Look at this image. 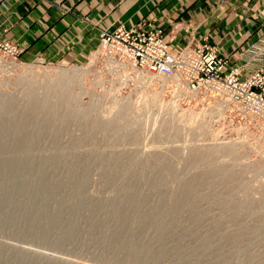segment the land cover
<instances>
[{
  "label": "rangeland",
  "instance_id": "1",
  "mask_svg": "<svg viewBox=\"0 0 264 264\" xmlns=\"http://www.w3.org/2000/svg\"><path fill=\"white\" fill-rule=\"evenodd\" d=\"M156 10L149 12L152 14L146 17L152 18L147 21L144 19L130 26L119 23L116 27L121 25L127 28L137 27L146 30L148 34L158 33L157 37L168 43L169 52L178 56L188 51L190 57H194V52L199 47L209 45L217 50L218 58L223 60L224 67L210 75L211 77L216 73L221 75L220 81L214 79L220 85L209 80L198 82L199 76L198 79L194 76L196 73H193L190 65L175 71L177 75L173 77L176 80L163 75L157 76L148 71L146 65H135L128 56L118 51L113 52L110 45L101 42V38L99 46L85 60L76 58L46 60L38 57L33 61H25L21 58L19 45L16 44L18 53L11 52L6 47L8 41L0 40V102L12 98L11 103L14 104L8 112L0 110V113L7 112H2L0 117L8 116V118L2 116L0 121H6V118L7 121L9 119L18 121L19 118L15 115L26 107L28 100L34 97L33 94L40 97L41 101L37 98L38 102L43 101L41 104L44 106H41L46 107V110H42V107L40 110L37 109L36 113L39 114L38 118L35 117L37 121L34 118L28 119L32 125L26 123L25 127L22 125L23 128L20 126L21 129L16 128L20 130L19 132L13 128L14 131L9 136L0 131V138L4 137V141L0 140L2 141L0 145L3 144L0 156L4 155L5 159L8 157L7 160H10L13 155H9L5 147L12 146L13 143L22 145L24 142H18V138L27 137L25 130L30 129L27 132L28 137H38L30 143L34 148L33 153L39 158L47 155L48 158L55 157L60 160L59 166H50L46 171L54 183L59 184L63 179L66 180L73 175L77 179L84 174L85 169L89 170L91 181L85 193L75 182L64 190L65 193L61 191L62 194L60 192L54 194L51 199L53 203L50 201L51 214L52 212L58 214L65 212L67 204L74 202V199L84 200L82 210L76 216L77 219L75 218L78 229L76 227V230L69 231V234H65L61 228H54L43 235L46 228L44 223H40V226L28 233L35 212L20 211L15 216L17 219L3 217L2 214L6 212L8 206L1 205L0 264H24L21 257H25L33 264H141L135 262L136 257L126 249L129 240L118 246L109 243L107 233L117 225L111 211L101 209L97 211L96 219L89 218L91 201L100 200V197L102 199L106 193L110 194L103 199L118 194L113 186L106 183L105 178H113L114 175V178H118V182L123 184L124 179L130 176L119 172L116 165L118 159L119 162L132 161L135 181L140 182L141 177L150 182L164 178V183H167L164 190L152 191L148 189V185L142 187L144 191L149 192L150 206H155L162 195L167 197L174 192L180 195L184 193V182L206 168L202 162H197L201 161L197 158L201 151L213 154L210 166L220 170L219 176L216 175V179L199 185L195 207L193 204L175 217L176 224H172L176 231L180 228L179 231L183 233L176 232L173 225H170L163 233L165 236L163 241L157 240L149 247V250L158 256L153 264H264V220L258 219V215L255 214L258 209H263L262 204L264 207V94H261V89L258 91L257 97H262V100L257 106V99L244 97L235 88L228 91L223 87L226 84L223 80L234 68L242 70L240 83L245 82L256 70L264 71V30H260V36L250 44L247 51L240 53L242 56L249 54L248 60L243 65L229 68L228 58L220 55L217 46L205 41L199 44L189 41L186 45L173 47L171 36L161 25L153 22ZM183 61L187 60L184 58ZM250 63L257 66L250 69ZM74 66L83 68L81 81L58 76V72L75 68ZM46 98H50L51 103ZM60 98L66 100L61 101ZM52 101H57L56 104L61 105L60 108L52 110L50 107L55 104ZM45 105L50 106L47 108ZM55 111L59 114V119L50 118L51 122L56 121L55 125H50L48 129L42 127L41 122L47 118L43 117L45 112L53 114ZM83 122L88 127L82 126ZM33 125L36 127L38 125V129ZM38 130L40 132H37ZM30 132H34L35 136ZM3 133L6 135L3 136ZM17 133L20 134L18 138ZM25 144L29 145V142ZM122 157L125 158L124 161ZM165 165L166 168L169 166V170L165 169ZM74 170L77 173L74 174ZM225 170L232 172V177L234 175V181L227 184V190L220 182L222 177L220 173ZM37 174L38 170L29 168L24 176L34 177ZM106 187H109V191L112 189V192L107 191ZM138 190L131 189V192L137 193ZM14 198V202L21 200L20 195ZM67 198L72 201L68 202ZM225 201L240 203L234 217L225 208ZM37 206L42 208L41 205ZM43 207V210L46 209L45 212L49 211L48 207L45 205ZM193 213L195 216H192ZM65 224L62 228H69L67 225L70 222L66 220ZM242 230L247 233L244 234ZM147 232V240L156 236L155 229ZM179 239L182 241L179 242ZM219 239H232V243L228 242L231 244L228 245L225 240ZM203 240L210 247L207 254L203 252ZM223 242H226V246H222ZM221 246L224 247L223 251L220 250ZM211 250L214 252L211 253Z\"/></svg>",
  "mask_w": 264,
  "mask_h": 264
},
{
  "label": "bare ground",
  "instance_id": "2",
  "mask_svg": "<svg viewBox=\"0 0 264 264\" xmlns=\"http://www.w3.org/2000/svg\"><path fill=\"white\" fill-rule=\"evenodd\" d=\"M92 56H93V54H92ZM91 58H93V57H91ZM110 62H112V61H110ZM82 69L80 67H78V68L75 67V68H69V69H66V70H62L60 73L58 72V76H60L61 78H66V79H70V80H71V78H73V79H78V80L81 81V79H82L81 78ZM158 75H163L164 77H167V78L170 77V76L164 75V74H158ZM172 77H170V78H172ZM57 83H59V82H57ZM33 96L34 97L31 96L32 98H30L28 100L29 103H27L26 107L22 108V110H21L22 112L20 111L19 114H16V115L14 114L20 120L17 118L18 121H10V119H9V121H10L9 122V121H7V118H8L7 115H1V117L2 116H5V117L7 116V118H6V121H3V120L0 121V129H1L0 131L5 132V133H7V135L10 136V133L12 134V132L14 131L13 128H15V130H16V128L19 129L22 125H23V127H25L26 123H30L28 121V119L31 118V120H32L33 118L35 119V117L36 118L39 117V114H37L36 111H37V109L40 110V108L42 106H44V105H42L43 101L41 102L42 103L41 104L40 102H38V99L40 97H37L34 94H33ZM11 99L10 100L6 99L4 101H1L0 102V110H7V112H8V110H11L10 108H12L13 105H14L13 103H11V102H13V100L11 101ZM60 99H61V101H65L66 100V99L62 100V98H60ZM43 100L45 102V99H43ZM46 100L49 101V103H51L50 102V98H48V99L46 98ZM39 101H41V98H40ZM57 101H55V102L52 101L53 103H55L53 106L51 105L52 107H50L52 110H54L55 108H60L61 105L58 106L56 104ZM14 102H15V99H14ZM16 105H18V103H16ZM45 106H47V108H48V106H50V105H45ZM42 108H41L42 110H44V109L46 110V107L45 108L42 107ZM50 108H49V110H51ZM2 112H4V111H1V113ZM7 112H4V113H7ZM9 113H11V111H9ZM14 113H16V112H14ZM1 117H0V119H2ZM43 117H47L48 119L46 118L47 119L46 120L44 118L45 120H44V122H41L42 123L41 126L42 127L44 126V128L45 127L47 128L50 125H55V123H56V121L55 122H51L50 118L52 119V118H56L57 117L59 119V114H57V111L53 112V114H48V113L45 112ZM11 120H13V119H11ZM31 122H33V121H31ZM31 125L29 127H31ZM83 125H84V127H88V125L86 123H84V122H83L82 126ZM33 126H35V125H33ZM23 127H21V128H23ZM37 127H38V125H37ZM29 130H25V131L28 132ZM40 130H38L37 132H40ZM50 130L51 129H49V131ZM17 131L18 130H16V132ZM21 131H23V130H21ZM42 131H44V130L42 129ZM27 132L25 133L27 135V137L18 138V135H20V134L17 133V138L19 140L18 142H22V143L24 142L23 144H25V142H29V145H26V144H25V146L23 144L22 145H15L13 143L12 146H6L5 147V148H7V149H5V150H7V153L9 155H11V156L13 155V157H11L10 160H7L8 157H7V159H5L6 157L4 155L0 156V206L3 205V204H7V206H8L6 212L5 213L3 212L2 216L3 217L10 216V218L11 217L14 218L16 216V214L19 213L20 211L26 212V213H29V212L31 213L32 211H34L35 212V216L31 220V223L29 221L30 227H29L28 233L33 231L34 228H36L38 225L40 226V223L41 224L44 223L46 228H44L45 230H44L43 235H46L47 232H49L50 230H52L54 228H58V229L61 228V229H63L65 234L66 233L69 234V231L76 230V227L78 226V224L76 222V219H77L76 216L81 212L82 206L84 204V200L78 199V200L75 201V199H74V202L72 200H70V201H72V203L71 204L70 203L67 204V210L65 212H63V213H58V214H54L53 212L51 214L50 211H52V210H50V208H49L51 206L50 201L52 202L51 199H53L52 197L54 196V194L57 195V192H60V193H61V191L63 192L64 190H66L69 187H71L73 185V183H75V182H76V184L78 183L77 185L80 187V189H82L83 193L87 192L89 183L91 182L90 178H89V175H88V171L89 170L87 171V169H85L84 174L82 172L83 175L78 177L77 179L73 175V176L67 177L66 180L63 179L64 181L62 180V182L59 183V184H56V182L54 183V180H52L50 177L47 176V172L46 171H47V168L50 167V166H53V167L59 166L60 165V163H59L60 160H57L55 157L48 158L47 155H45V157L41 156L40 158L38 156H36V154H34L33 151H32L33 147L30 145V143L34 142L36 140L35 138L37 136H35L33 134L34 132H30V134L32 133V135L35 136V137H28L29 133L27 134ZM5 135L3 133V136H5ZM14 135H16V134L14 133ZM23 136H24V133H23ZM3 138L4 137L0 138V140L4 141ZM6 139L7 138H5V140ZM14 139L15 138H13V140ZM16 141H14V142H16ZM2 145H0L1 146L0 149L3 148ZM198 154L199 155H197L198 156L197 158H198V160H201V161H197V162H202L201 164H203L206 168L203 169L202 172H200L198 175L197 174H196V176L193 175L194 177H192V178L190 177V179L187 178L188 180H186L184 182V184L182 183L183 184V190H184V193L182 192L183 194L180 193V195H179L178 193L174 192V193L168 194V196L166 195L167 197H164L163 195L162 196L160 195L161 197L158 196L160 199H158L157 204L155 206H153V207L149 205V200H148L149 196H150L149 192L148 191H144L142 187H145L146 185H148L149 186L148 189L149 190L151 189L152 191L153 190H158L159 191L160 189L164 190L165 185H167V183L166 184L164 183V181H165V180H163L164 178H162V179L161 178L160 179L157 178L156 180L150 182V181L144 179L143 177H141L140 178V182L139 181H135L136 179H135V174H134L133 168H132V161L119 162L118 158H121V157H119L120 156L119 155L118 158H117L118 160L116 159L117 162H118V164H116L117 165V169L120 170L119 172H121V174L123 173V175H125V176H127V175H130V176H128L126 178L124 177L125 181L123 179H120V180L124 181L123 184L120 181L118 182L119 179L118 178H114L113 174H112L113 178L112 177H107V179L105 178L106 183H108L111 186H113L112 188H114L116 190L115 192H118V194L115 193V196L112 197V195H110L111 198L108 197V199L107 198L103 199V198H105L106 196H108L110 194L109 193L107 195V193H106L105 194L106 196L103 197L102 199L100 197V200H98V199L96 200L95 199L93 202L91 201V208H90L91 211H90V214H88L89 218L90 219L95 218L96 217L95 215L98 214L97 211H100L101 209H108L109 211H111L112 212V216H114V218L116 219L117 225L114 226V228L111 231L107 230L108 231L107 237L109 239L108 241H110L109 243L114 244L115 246H118L121 243H123L124 241L129 240L130 242L128 243L126 249H128V251H130V253L136 257L135 258V262H139L141 264H153L157 260L158 256L154 255L149 250V247H151V245L154 244L155 241H157V240L159 241V240L164 239V237H165L163 235L164 231H166V228H168V226L173 225L172 223L176 224L174 222V219H175L176 216H178L180 213H182L184 210H186L187 207L193 206L194 203L196 204V201H197V198H198V196L196 194V191H197L198 186L199 185L201 186V184H205L206 182H208V180L215 178L216 175L219 176L220 170H217V168H214V167L212 168V166H210L213 154L211 155L210 152H204V151H201ZM105 156H107V155H105ZM116 160H115V162H116ZM122 160L124 161L125 158L123 159V157H122ZM85 167H87V166H85ZM29 168L38 170V174L36 176L34 175V177L33 176L25 177L24 176L25 172ZM170 168H171L172 171H174L172 167H170ZM165 169L169 170V166H168V168H166V165H165ZM165 169H163V170H165ZM76 170H78V169H76ZM76 170H74V172H73L74 174L77 173ZM162 173H164V172H162ZM173 173H175V172H173ZM117 174H119V173H117ZM167 174L168 173H166V175ZM220 174L222 175L220 182L223 185V187L226 186L224 189L227 190V188H228L227 184H229L232 180L234 181V179H233L234 175L232 177L233 173L232 172L230 173L228 170L227 171L226 170L222 171ZM163 175H165V173ZM173 175H175V174H173ZM162 177H165V176H162ZM121 178H123V177H121ZM119 183H121V184H119ZM79 187H77V188H79ZM108 188H107V191H109ZM135 188L139 189L138 192L137 193L136 192L132 193L133 191L131 192V189L133 190ZM166 188L167 187H165V189ZM179 190H180V188H179ZM135 191H137V190H135ZM160 192H162V191H160ZM177 192H181V191H177ZM64 193H65V191H64ZM16 195H18V196L20 195L21 200L19 202L18 201L14 202L15 201L14 197ZM118 196H120L119 197L120 199L118 198ZM55 198H56V196H55ZM204 198H205V196H204ZM68 199H70V198H67V200ZM91 200H93V199H91ZM70 201L68 200V202H70ZM230 201H225L224 202V206H225V208H227L229 210V212H231L230 214H232L233 217H234V214L237 213L236 210L240 206V203L238 204L236 202H230ZM195 204H194V207H195ZM37 205H41L42 208H44L43 205H45L46 207H48L49 211L45 212L46 209L43 210L42 208H39ZM64 205H66V201L64 202ZM262 208L264 209L263 204H262ZM65 209L66 208H64V210ZM263 209L260 208L257 211H255L256 212L255 213L256 216L258 215L257 217H259L258 219H260V220H264V210ZM193 211H194V209H193ZM109 214H110V212H109ZM32 215H34V214H32ZM192 216H195L194 213L192 214ZM66 220L68 222H70V224L67 225V226H69V228H67V227L62 228L63 226L66 225L65 224ZM196 220H197V218H196ZM98 221H96V222H98ZM175 221H176V219H175ZM116 222H115V224H116ZM101 224H99V227H100ZM173 227H174V225H173ZM77 229H78V227H77ZM150 229H155L156 230V236L153 237L152 239L147 240L146 239V233H148L147 231L150 230ZM173 229L175 230L176 227H174ZM41 230H43V229H41ZM179 230H180V228L178 229V231ZM175 231H174V233L176 234V232H178V231H176V232ZM179 232H181V231H179ZM243 232H244V234L247 233L245 231H243ZM181 233H183V232H181ZM213 233L215 234L214 231H213ZM182 235H184V234H182ZM240 235L244 236L243 234H240ZM216 236H217V231H216ZM41 237H42V235H41ZM166 238L168 239V237H166ZM216 238H218V237H216ZM219 238H220V236H219ZM223 238H224V236H223ZM203 239H205V238H203ZM180 240L181 239H179V242H180ZM205 240H203L204 244L202 243V241H201V244H203V252H204V254H207L208 252H210V247L206 245ZM219 240L223 241L225 239H223V240L219 239ZM230 240H231V242H230ZM225 241L227 243L228 242L232 243V239H228V240H225ZM105 242H107V241H105ZM207 242H208V240H207ZM226 242H223L224 245H222V246H226L225 245ZM218 243H219V241H218ZM229 243H228V245H231ZM209 244H210V241H209ZM177 245H178V243H177ZM141 246H143L145 248H143ZM221 247H220V250L223 251L224 247H222V248ZM183 248H184V246H183ZM175 249H177V248H175ZM175 249H173V250H175ZM212 252H214V251L211 250V253ZM175 253H176V251H175ZM180 257H179V259H180ZM21 260L22 261L24 260L23 261L24 264H33V262H30V261L28 262L27 259H25V257H21Z\"/></svg>",
  "mask_w": 264,
  "mask_h": 264
},
{
  "label": "crops",
  "instance_id": "3",
  "mask_svg": "<svg viewBox=\"0 0 264 264\" xmlns=\"http://www.w3.org/2000/svg\"><path fill=\"white\" fill-rule=\"evenodd\" d=\"M153 9L173 47L205 41L229 68L248 60L240 53L264 30V0H0V40L19 45L25 61L85 60L102 28L147 21Z\"/></svg>",
  "mask_w": 264,
  "mask_h": 264
},
{
  "label": "built area",
  "instance_id": "4",
  "mask_svg": "<svg viewBox=\"0 0 264 264\" xmlns=\"http://www.w3.org/2000/svg\"><path fill=\"white\" fill-rule=\"evenodd\" d=\"M157 35L159 34L157 33ZM157 35L148 34L146 30L141 28H127L121 25L114 30L102 29L100 38L104 45L107 44L112 47L113 52L116 53L118 51V53L128 56L135 65H146L147 70L156 75L164 74L172 77L177 75L175 71L179 68L190 65L194 70L193 73H196L194 76L197 79L199 76L200 80L198 82L209 80L214 84L220 85L214 79L220 81L221 75L216 73L213 77L210 76L216 70H221L224 67L223 60L218 58L216 49L209 45H204L194 52V57H190L188 51L178 56L169 52L168 43L158 38ZM6 47L11 52H19L16 44L9 41L6 43ZM111 58L114 59V57ZM184 58L187 60L186 62L183 61ZM240 75H242V70L234 68L223 80L226 81V84L223 85L224 89L232 91L235 88L242 96L257 99L256 104L259 106L262 97L259 96V98L257 96L260 89L262 90L261 94H264V71L262 69L256 70L243 83L239 81Z\"/></svg>",
  "mask_w": 264,
  "mask_h": 264
}]
</instances>
